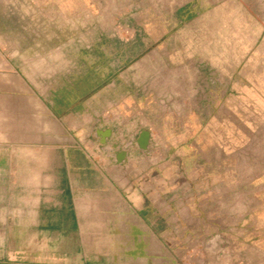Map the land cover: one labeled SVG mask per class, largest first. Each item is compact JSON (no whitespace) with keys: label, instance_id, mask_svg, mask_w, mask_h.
Returning a JSON list of instances; mask_svg holds the SVG:
<instances>
[{"label":"crops","instance_id":"crops-1","mask_svg":"<svg viewBox=\"0 0 264 264\" xmlns=\"http://www.w3.org/2000/svg\"><path fill=\"white\" fill-rule=\"evenodd\" d=\"M52 1L44 33L0 45V264H184L183 242L244 232L246 211L229 202L247 198L245 181L218 175L230 154L217 124L230 90L215 85L212 51L208 60L177 47L206 20L176 5L159 17L165 32L121 38L153 47L103 67L113 36L55 44ZM144 130L145 150L136 143Z\"/></svg>","mask_w":264,"mask_h":264},{"label":"rangeland","instance_id":"rangeland-1","mask_svg":"<svg viewBox=\"0 0 264 264\" xmlns=\"http://www.w3.org/2000/svg\"><path fill=\"white\" fill-rule=\"evenodd\" d=\"M47 1L50 2L0 0V45L14 49L30 44L31 35L44 33L46 7L50 4L46 5ZM79 1H52L54 43L62 35L72 37L81 33L88 37L94 31L111 35V40L102 42L106 52L103 67L116 63L126 52L135 56L153 47L155 41L137 39L125 43L121 38L134 32L152 39L165 32L159 17L168 16L176 5L191 3V12L206 20L192 27V37L178 41L177 47L207 54L202 57L208 60V51H212L215 85L220 91L221 84L230 90L227 106L230 113L223 122L221 119L217 122L218 128L229 131V135L223 133V136L230 140V154L227 170L218 175L230 177L231 182L245 181L247 198L229 202L235 213L242 203L246 217L240 228L245 231L233 230L229 240L220 232L213 233L195 246L183 242V247L176 251L184 264H264V0H81L78 8ZM88 1L92 6L96 4V8L85 5ZM63 4L71 6L66 15ZM142 20L149 22L142 23ZM240 51L246 55L238 56ZM241 132L245 134V145L240 151L237 141L241 139ZM218 134L217 139H222L221 132ZM215 168L209 169L216 173Z\"/></svg>","mask_w":264,"mask_h":264},{"label":"water","instance_id":"water-1","mask_svg":"<svg viewBox=\"0 0 264 264\" xmlns=\"http://www.w3.org/2000/svg\"><path fill=\"white\" fill-rule=\"evenodd\" d=\"M136 143L139 148L143 150L147 149V146L149 143V133L146 130L142 131L139 134V137L137 138ZM123 156H124V153H120L117 159L121 160Z\"/></svg>","mask_w":264,"mask_h":264}]
</instances>
